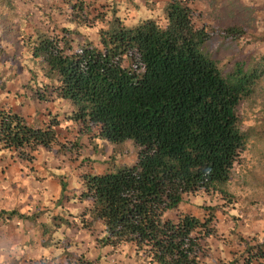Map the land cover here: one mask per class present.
<instances>
[{"label":"trees","instance_id":"obj_1","mask_svg":"<svg viewBox=\"0 0 264 264\" xmlns=\"http://www.w3.org/2000/svg\"><path fill=\"white\" fill-rule=\"evenodd\" d=\"M84 6L80 2L72 9L84 12ZM164 16V25L152 18L127 25L112 14L99 29L100 47L88 40L75 44L79 33L69 28L35 29L26 45L49 82L35 88L33 99L69 104V120L94 140L134 145L132 165L82 176L81 199L92 202L91 221L103 226L99 248L130 244L146 264H205L204 243L215 234L212 210L202 219L165 216L196 192L231 200L225 186L247 141L237 109L264 75V58L259 72L235 64L233 72L223 74L209 44L216 34L238 39L242 28L197 26L185 0L166 2ZM1 56L12 61L4 52ZM57 125L37 126L16 110L0 109V148L31 161L38 148L58 144ZM60 185L63 195L66 184ZM15 218L34 225L38 216L0 211L4 221ZM239 238L244 264H263L264 240L252 245ZM63 264L100 263L67 252Z\"/></svg>","mask_w":264,"mask_h":264},{"label":"rangeland","instance_id":"obj_2","mask_svg":"<svg viewBox=\"0 0 264 264\" xmlns=\"http://www.w3.org/2000/svg\"><path fill=\"white\" fill-rule=\"evenodd\" d=\"M168 1L0 0V54L4 52L12 59H0V109L24 113L26 120L37 126L58 123V144L49 150L38 148L31 161L0 148V211L16 209L38 216L34 225L28 220L0 219V264H63L67 252L99 259L100 264L145 263L144 255L130 244L100 250L103 226L91 221L92 202L81 199L84 173L103 174L132 165L136 161L133 143L112 145L94 140L80 133V124L69 120L71 106L66 102L34 100L35 88L49 80L43 76L44 66L31 57L26 39L35 29L59 33L61 28H69L79 33L73 36L75 44L88 40L100 47L98 32L109 16L116 14L127 25L146 18L164 25ZM185 1L197 26L244 30L235 40L216 34L209 44L223 74L233 72L235 64H242L246 72H259L264 58V0ZM80 2L85 5L84 12L72 9ZM237 112L247 141L225 186L231 200L218 193L196 192L186 195L179 208L165 216L175 219L181 213L202 219L212 210L215 234L203 242L208 255L204 262L208 264L233 260L244 264L245 245L239 236L252 245L264 240V75ZM61 182L66 184L63 195ZM252 224L256 237H244ZM259 262L252 260V264Z\"/></svg>","mask_w":264,"mask_h":264},{"label":"crops","instance_id":"obj_3","mask_svg":"<svg viewBox=\"0 0 264 264\" xmlns=\"http://www.w3.org/2000/svg\"><path fill=\"white\" fill-rule=\"evenodd\" d=\"M19 112V111H18ZM25 118H26V116L24 115V113H21ZM74 136H80V134H76V135H74ZM107 172H111V171H107ZM106 173V172H105ZM93 174H99V173H93ZM104 174V173H103ZM22 213V212H21ZM247 231L249 232L248 234L246 233L245 235L246 236H244V237H246V238H248V237H250V235H256L257 233H256V228H255V226L252 224V225H250V226H248L247 228ZM256 237V236H255ZM104 249H112L113 250V248H111V247H104V248H100V250H104ZM114 255H111V258L113 257ZM108 260H109V258H108ZM142 260V259H141ZM228 260V259H227ZM143 261V260H142ZM111 262V261H110ZM103 263V262H102ZM205 264H208L207 263V261H205L204 262ZM139 264H141L140 262H139ZM145 264V263H144ZM213 264V263H212Z\"/></svg>","mask_w":264,"mask_h":264}]
</instances>
